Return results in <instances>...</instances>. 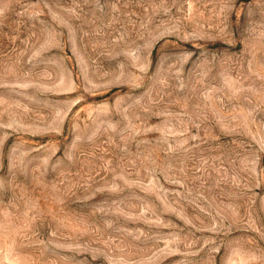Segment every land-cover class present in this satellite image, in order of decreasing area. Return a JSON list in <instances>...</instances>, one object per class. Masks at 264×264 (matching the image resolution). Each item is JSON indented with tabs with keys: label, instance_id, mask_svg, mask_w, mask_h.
<instances>
[{
	"label": "rangeland",
	"instance_id": "1",
	"mask_svg": "<svg viewBox=\"0 0 264 264\" xmlns=\"http://www.w3.org/2000/svg\"><path fill=\"white\" fill-rule=\"evenodd\" d=\"M0 264H264V0H0Z\"/></svg>",
	"mask_w": 264,
	"mask_h": 264
}]
</instances>
